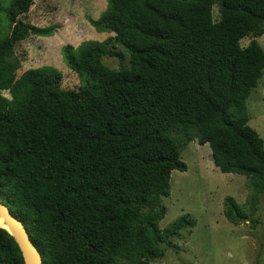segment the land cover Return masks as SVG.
<instances>
[{
  "label": "trees",
  "instance_id": "16d2710c",
  "mask_svg": "<svg viewBox=\"0 0 264 264\" xmlns=\"http://www.w3.org/2000/svg\"><path fill=\"white\" fill-rule=\"evenodd\" d=\"M34 1L3 8L0 202L24 224L43 264L163 257L172 237L195 225L183 215L159 227L171 172L187 169L181 151L193 140L209 145L221 172L246 177L249 212L228 195L225 217L260 224L264 140L248 124L246 101L264 71L257 41L264 0H106L91 23L113 35L60 48L77 88H63L53 66L24 67L16 53L29 35L55 32L20 17ZM59 36L46 38L48 56ZM243 37L250 38L244 46ZM124 51L128 64L103 63V56L124 59ZM0 264H24L3 227Z\"/></svg>",
  "mask_w": 264,
  "mask_h": 264
},
{
  "label": "rangeland",
  "instance_id": "374dc122",
  "mask_svg": "<svg viewBox=\"0 0 264 264\" xmlns=\"http://www.w3.org/2000/svg\"><path fill=\"white\" fill-rule=\"evenodd\" d=\"M8 0H0V32L6 28L3 8ZM106 0H35L26 15V21L38 26L55 25L52 36L29 35L16 47L24 67L35 68L50 65L62 73L63 88H77L78 75L70 70L60 54L61 46L71 44L78 47L88 39L105 40L113 33L97 31L91 23L106 8ZM2 7V8H1ZM213 15L217 16L216 6ZM67 35L61 37L59 35ZM59 36L55 55L48 53L47 37ZM249 37H243L241 45H247ZM264 49V34L257 37ZM124 59L103 56V63L118 69L120 63L128 64V52ZM56 59V60H53ZM264 71L246 101L248 124L264 140ZM7 97V91L2 92ZM181 158L187 164L185 171L173 170L170 175V194L163 197L167 210L159 227L164 228L183 215H189L195 225L182 229L172 237V244L165 255L155 258L149 264H264V194L260 197L259 209L255 214L261 221L250 228L249 220L234 224L224 215V198H235L247 212L245 204L249 191L246 177L240 174L223 173L211 158L209 145H200L196 140L189 142L181 151ZM263 243V245H261Z\"/></svg>",
  "mask_w": 264,
  "mask_h": 264
},
{
  "label": "water",
  "instance_id": "95a60500",
  "mask_svg": "<svg viewBox=\"0 0 264 264\" xmlns=\"http://www.w3.org/2000/svg\"><path fill=\"white\" fill-rule=\"evenodd\" d=\"M0 218L19 247L24 264H43L41 254L30 239L24 224L16 218L8 206L0 202Z\"/></svg>",
  "mask_w": 264,
  "mask_h": 264
},
{
  "label": "bare ground",
  "instance_id": "6f19581e",
  "mask_svg": "<svg viewBox=\"0 0 264 264\" xmlns=\"http://www.w3.org/2000/svg\"><path fill=\"white\" fill-rule=\"evenodd\" d=\"M0 227H5V225H4V223H3L1 218H0Z\"/></svg>",
  "mask_w": 264,
  "mask_h": 264
},
{
  "label": "crops",
  "instance_id": "0c3cea01",
  "mask_svg": "<svg viewBox=\"0 0 264 264\" xmlns=\"http://www.w3.org/2000/svg\"><path fill=\"white\" fill-rule=\"evenodd\" d=\"M8 92V91H7ZM4 95V94H3ZM6 96V95H5ZM8 97H10V95L8 96Z\"/></svg>",
  "mask_w": 264,
  "mask_h": 264
}]
</instances>
